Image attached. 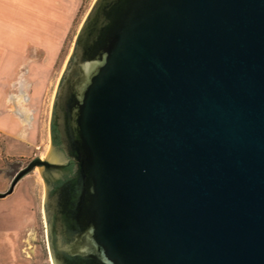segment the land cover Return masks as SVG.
Returning <instances> with one entry per match:
<instances>
[{"label": "water", "instance_id": "95a60500", "mask_svg": "<svg viewBox=\"0 0 264 264\" xmlns=\"http://www.w3.org/2000/svg\"><path fill=\"white\" fill-rule=\"evenodd\" d=\"M49 129L83 231L53 264H264V0H95Z\"/></svg>", "mask_w": 264, "mask_h": 264}, {"label": "rangeland", "instance_id": "374dc122", "mask_svg": "<svg viewBox=\"0 0 264 264\" xmlns=\"http://www.w3.org/2000/svg\"><path fill=\"white\" fill-rule=\"evenodd\" d=\"M94 1L0 0V33L6 34L0 38V52L9 51L14 59L9 82L0 76V91L7 87L8 94H23L26 106L12 108L16 116L24 112L25 124H16L12 137L0 138V192L8 189L19 168L47 155L54 95ZM4 64L0 62V70ZM43 189L36 168L0 199V264H53L42 215Z\"/></svg>", "mask_w": 264, "mask_h": 264}, {"label": "flooded vegetation", "instance_id": "af4514ba", "mask_svg": "<svg viewBox=\"0 0 264 264\" xmlns=\"http://www.w3.org/2000/svg\"><path fill=\"white\" fill-rule=\"evenodd\" d=\"M49 142V150L46 157L34 158L25 166L19 168L17 172L24 169L31 162L37 165L34 169H39L44 185L42 215L45 222L47 245L49 251L53 249V251L58 254V247H63L65 244L74 241L76 236L81 238L83 231L74 228L73 225L69 223L71 217L70 209L68 208V200L71 195V183L75 172L74 160L61 154L58 144L59 136L55 131L50 132V129ZM59 195H62V200L58 205L62 207L60 209H54L51 205V201Z\"/></svg>", "mask_w": 264, "mask_h": 264}, {"label": "crops", "instance_id": "0c3cea01", "mask_svg": "<svg viewBox=\"0 0 264 264\" xmlns=\"http://www.w3.org/2000/svg\"><path fill=\"white\" fill-rule=\"evenodd\" d=\"M2 34V35H1ZM5 32L1 31V36H4ZM6 35V34H5ZM12 37H14L13 33L10 34ZM3 40V39H0ZM9 44V43H8ZM12 53L7 52H0V62H4L3 68L0 70V76H2V80L5 79V83L9 82V79L11 78V74L13 72L14 67L12 68V63L14 61L12 57ZM12 62V63H11ZM10 63L12 65H10ZM9 90L8 88L2 89L0 91V107L3 108L0 111V138L2 136H11L15 129L16 124H25V121L22 117H24V112H22L21 116H16L13 114V109L15 108V105L20 106V109L22 110L23 107H26L24 104V96L20 93V97H16L15 94H8ZM11 106V107H10ZM23 106V107H22ZM13 108V109H12Z\"/></svg>", "mask_w": 264, "mask_h": 264}]
</instances>
